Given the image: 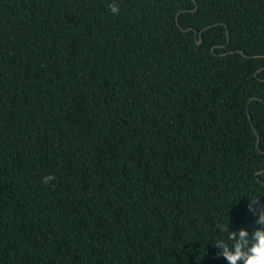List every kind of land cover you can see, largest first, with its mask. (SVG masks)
<instances>
[{
    "label": "trees",
    "instance_id": "trees-1",
    "mask_svg": "<svg viewBox=\"0 0 264 264\" xmlns=\"http://www.w3.org/2000/svg\"><path fill=\"white\" fill-rule=\"evenodd\" d=\"M257 194L264 0H0V264H228Z\"/></svg>",
    "mask_w": 264,
    "mask_h": 264
},
{
    "label": "clouds",
    "instance_id": "clouds-1",
    "mask_svg": "<svg viewBox=\"0 0 264 264\" xmlns=\"http://www.w3.org/2000/svg\"><path fill=\"white\" fill-rule=\"evenodd\" d=\"M111 13L119 14L120 7L117 3L111 2L106 5ZM53 175L43 178V182L54 180ZM249 211L258 215L255 230L250 233L247 228H241L239 231H232L223 225H217L219 233L227 232L226 239H216L215 247L219 250L218 257L226 259L228 264H264V203L259 199V194L248 198Z\"/></svg>",
    "mask_w": 264,
    "mask_h": 264
},
{
    "label": "water",
    "instance_id": "water-1",
    "mask_svg": "<svg viewBox=\"0 0 264 264\" xmlns=\"http://www.w3.org/2000/svg\"><path fill=\"white\" fill-rule=\"evenodd\" d=\"M198 44H200V41L198 42ZM241 53V52H240ZM243 54V53H242Z\"/></svg>",
    "mask_w": 264,
    "mask_h": 264
}]
</instances>
